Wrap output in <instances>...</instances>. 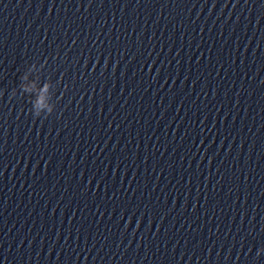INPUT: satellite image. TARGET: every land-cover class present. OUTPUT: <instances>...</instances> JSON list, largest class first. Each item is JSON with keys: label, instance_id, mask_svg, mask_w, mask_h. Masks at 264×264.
<instances>
[{"label": "clouds", "instance_id": "obj_1", "mask_svg": "<svg viewBox=\"0 0 264 264\" xmlns=\"http://www.w3.org/2000/svg\"><path fill=\"white\" fill-rule=\"evenodd\" d=\"M259 251V250H258Z\"/></svg>", "mask_w": 264, "mask_h": 264}]
</instances>
